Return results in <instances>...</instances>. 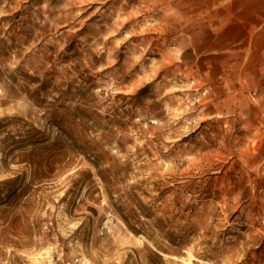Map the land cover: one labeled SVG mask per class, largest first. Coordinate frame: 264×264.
Returning <instances> with one entry per match:
<instances>
[{
  "label": "rangeland",
  "instance_id": "rangeland-1",
  "mask_svg": "<svg viewBox=\"0 0 264 264\" xmlns=\"http://www.w3.org/2000/svg\"><path fill=\"white\" fill-rule=\"evenodd\" d=\"M224 1L0 0V264H264V77L197 51Z\"/></svg>",
  "mask_w": 264,
  "mask_h": 264
},
{
  "label": "crops",
  "instance_id": "crops-1",
  "mask_svg": "<svg viewBox=\"0 0 264 264\" xmlns=\"http://www.w3.org/2000/svg\"><path fill=\"white\" fill-rule=\"evenodd\" d=\"M203 12V10H202ZM208 25L212 37L203 40L199 56L225 59L239 58L240 76H251L248 68L256 69V78L264 77V0H225ZM226 74H224L225 76ZM253 77V74H252Z\"/></svg>",
  "mask_w": 264,
  "mask_h": 264
}]
</instances>
